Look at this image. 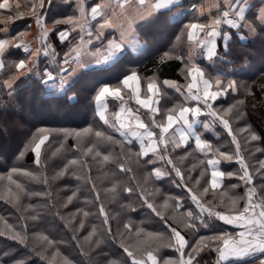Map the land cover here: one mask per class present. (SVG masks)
Listing matches in <instances>:
<instances>
[{
  "label": "snow or ice",
  "instance_id": "6c2138e0",
  "mask_svg": "<svg viewBox=\"0 0 264 264\" xmlns=\"http://www.w3.org/2000/svg\"><path fill=\"white\" fill-rule=\"evenodd\" d=\"M75 2L77 14L54 20L53 27L49 28L41 12L45 7V0H25V6L29 7L28 14L35 19L39 30L37 37L39 46L35 49L31 47V42L26 39L27 32L0 39V71L5 67L3 58L9 48L21 49L27 54L25 59H20L11 65L15 67L16 74L4 82L9 89L19 76L33 74L45 86L46 91L55 94L67 90L69 77L78 69L99 66L105 72L116 71L120 76L118 83L101 84L92 97L95 115L106 129L94 128L91 125L79 131L38 128L25 144L20 156L23 157L31 151L36 168L43 169L46 164L42 158L46 151L44 146L53 132L63 133L65 137L72 136L76 139L75 150L79 155L67 160L53 179L62 177L69 172V169H73L71 175L91 186L88 190L95 194V201L99 204L98 215L103 219L100 228L92 225L83 240L91 245L93 237L104 231L114 242L118 241L119 248L122 249L120 257L109 259L108 264H200L198 257L204 252L215 253L213 264H229L231 261H242L258 254L264 256V195H261V191H264V183L259 186L254 183L256 175L264 180V161L260 162V167L255 173L250 171L241 150L238 134H248L245 143L260 140L261 137L252 130L251 125H246L236 132L233 130L231 123L234 118L233 113H237L235 118L244 116L240 111V106L244 104L243 100L227 108L214 107L220 97L238 91L236 79L214 67L215 59L220 56V47H223L225 55L229 54L230 50L232 34L224 31V26L229 29L244 27L252 33L256 30L246 16L243 0H208L207 8L201 6L194 9L199 16L208 13V20L206 22L195 20L185 24L176 37L173 47L165 52L159 61L161 64L173 59L180 61L183 64L180 69V74L184 78L183 84L175 80L160 81L155 73L145 77L136 70H131L127 74L119 70L121 61L129 51L135 53L145 47L141 44L137 31V21L170 11L173 7H180L181 0H98L90 8L88 0H75ZM221 3L225 6L223 10L220 7ZM13 8L16 9V18L24 15L20 11L19 0H0V10L11 12ZM213 8L217 13L215 16L210 14ZM183 15L185 13L170 17L169 22ZM13 18L12 15L6 18L0 16V23L7 24ZM258 20L264 26V8L260 9ZM158 21L159 17H156L152 23ZM59 24L68 27L64 30L55 29V25ZM109 29L113 30L115 35L105 42V32ZM53 31L56 32L61 43H69L68 51L61 60L57 59L58 54L49 40V35ZM72 33L78 35L75 43L70 39ZM240 39L243 40L244 37ZM96 42H100L99 47L95 46ZM183 44L188 47L186 56L177 51ZM199 56L209 61L213 66L212 71L198 63ZM41 57L47 58V66L43 69L39 67ZM167 89L174 90L182 99L174 102L171 107L162 109L161 100L167 95ZM247 94L253 95L251 89L247 90ZM109 99L118 102L115 112L109 110ZM132 104L136 107H132ZM201 117L206 119L202 120ZM197 125H201L206 132L213 133L217 126L222 127L231 138L230 143L235 146L234 149L222 151L223 145L213 144L206 139L203 133L197 131ZM112 133L118 134L120 138L117 139ZM86 140L87 144H85ZM133 144L138 145V151L132 150ZM104 145H118L120 152L118 154L114 151L102 152L101 148ZM177 149H183L184 154L174 159L173 153ZM65 150L66 146L62 142L60 148L51 156L54 157ZM150 156V159H145ZM89 157L101 167L115 164L120 173L130 174L127 176V181H131V184L115 179L116 172H111L113 177L111 187L104 189L105 193H112L113 199L119 196L121 191L128 193L129 196H136L141 201L142 207H146L159 218L166 231H149L142 226V222L134 227V222L128 220L123 224V231L118 228L113 235L109 223L111 217L100 201V193L91 176ZM190 157L193 158V163L184 169L183 165ZM141 161L144 164L154 165L151 172L144 176L143 183L136 178L132 167L133 162L140 165ZM158 162L162 164L161 167H155ZM222 162H234L238 168L226 172L221 169ZM197 169L199 175L193 177L192 173ZM15 175H23L37 183L48 184V177L43 172H32L15 167L10 169L6 176L7 183H0V199L14 206L19 203L20 194L24 191V186L14 179ZM166 176H173L172 183L186 189L194 209L190 207L182 212L181 209L184 208L182 198L175 196L165 195L159 205L155 203V196L159 194L160 189H152L149 184H154L155 181ZM233 177L239 180L240 184L226 185L225 180ZM4 180L5 177L0 176V182ZM202 181L203 187H201ZM240 186L244 187L243 195L235 193V189ZM78 192L79 186L63 206L66 207L74 198H78ZM36 195L50 196L51 193H36ZM209 195L212 199H205ZM83 203L87 206L93 201L85 199ZM124 207L135 211L130 205ZM81 214L83 218H87L95 213L79 208L71 214V220L65 226L71 227L75 217ZM177 217L180 218L179 222ZM38 218V212L30 217L32 220ZM216 221L230 225L237 231L235 233L221 231L209 236H200L191 246L189 240L182 234L195 233L201 228L209 229ZM84 226L85 220L81 219L76 231L83 229ZM19 229L17 230L15 225L8 224L4 217H0V236L26 244L27 225H20ZM132 237L136 238L135 245L125 242V238ZM35 239L44 245V251L48 248L55 249L50 257L37 253L41 259L48 261V264H57V262L74 264L60 252L57 242L47 235L39 233ZM72 239L77 240L75 234ZM100 243H102L100 239L95 241L96 246ZM77 247H80L78 240ZM162 248L172 249L174 255L162 259L159 255ZM81 252L83 253V248ZM4 255H7V252ZM0 264L5 262L0 261ZM16 264H25V262L19 260ZM257 264H264V259H259Z\"/></svg>",
  "mask_w": 264,
  "mask_h": 264
},
{
  "label": "trees",
  "instance_id": "16d2710c",
  "mask_svg": "<svg viewBox=\"0 0 264 264\" xmlns=\"http://www.w3.org/2000/svg\"><path fill=\"white\" fill-rule=\"evenodd\" d=\"M57 5L59 6V3L54 4V8L51 9V12H57ZM187 5L188 4L185 5L184 3L178 8H174L166 13H161L159 20H161L163 17L166 19L168 17L167 15L183 10ZM48 19L53 21L49 15L46 16V22L49 21ZM190 19L191 21H189ZM195 20V16L189 14L186 15V20L182 19L177 23L168 24L163 26V29L161 30L159 25H156V23L147 25L146 27H149L148 32L153 29L156 32V30L158 28L159 29L156 34L149 33V37L146 38L145 49L141 54H126L125 58L119 65L120 72L127 74V72L131 70H136L145 77H150L155 73L160 81L168 79L179 81L181 84H183L184 78L180 74V69L183 67V64L180 61L173 59L168 60L163 64L159 63V61L160 57L173 47L174 43L176 42V37L180 34V29L184 27L183 24L185 22H192ZM66 26L67 25H65V27ZM55 29L58 30L59 28ZM262 29L259 30V33L255 38L246 40H241L239 34L232 33L230 50L229 54L227 55L224 54V50L222 51L223 47H220L219 50L221 56L224 59L230 61L227 66L234 70L231 73L227 71L223 72L230 75L233 79H236L238 91L235 94L229 93L224 99H219L216 101L214 105V107L222 109L227 108L229 105L235 104L237 101H244V104L240 106V111L244 113L245 118L244 120H240L237 126L238 128H244L246 125H251L252 130L261 137L260 140L250 141L249 143L245 144V141H243L244 143H241L240 136L238 135V139L241 144V150L248 166L250 165V171L252 172V169L254 170L253 173H255V169L251 167L252 164L259 162L260 165V162L264 161V30ZM14 31L15 30H12L10 35L16 36L17 32ZM165 33L168 34V37L165 39V41L156 44L157 39L164 36ZM57 38L56 32L53 31L50 34L49 40L55 48L59 58L68 50L69 43H61ZM76 39H78L77 36L72 34V43H75ZM177 51L180 54L186 56V44L181 45ZM26 55L27 54H23L20 49L9 48L5 52L3 58L5 67L2 71H0V176H5L6 180L9 170L15 167L19 169H26L32 172H43V174L48 177V184L45 185L44 183H37L29 177L23 175H15L14 179H17L24 186V191L20 194L22 199L19 200V203L15 206L0 199V216L4 212L5 218L10 219L11 221L18 220V223L15 222V226L17 225V230H19V226L23 225L19 215L21 211L28 209L30 210V215H36L38 212L39 218L36 220L47 222L48 226L56 231L54 236L55 241L63 243V246L57 244L58 248L62 252L66 253L65 256L72 259L73 261H76V259H81V257L83 260L97 259L108 253H113L115 257L119 258L122 249L119 248L118 241L114 242L112 237L108 236L104 231H100L99 235L94 237L95 239L99 238L102 240L101 247L96 248V250L91 249V247H86L83 245L81 246V244L80 247H77V240L80 241L82 237L87 236L88 232L90 231V225L87 224L86 220L84 228L79 230L80 232L78 235L75 234L77 240L72 239L75 233L73 228H77V224L73 223L71 227L65 226L66 223L71 220V218H67L66 221H64L63 219L65 217H63V215L68 213L70 210L68 207H63V203L61 201L58 202L56 200L54 192L55 189L59 190V186H73L75 181H66L61 177L53 179V177H55L54 174H56L62 168L61 163L54 159H50L53 157L51 156L53 148L46 149L42 156V158L46 161L43 169L36 168V165L33 163L34 155L31 151L27 152L23 157L20 156V153L24 150L25 144L38 128L80 130L91 125L94 128L106 129V126H104L95 115L92 97L95 95L96 88H98L101 84H116L118 83L120 76H118L116 71L105 72L102 71L101 68L86 71L85 73L80 74L78 78L69 84L65 92H56L55 94H51L49 91H46L45 86L39 82L38 78L19 77L13 83L12 88L7 90L4 82L16 74L15 67L11 65L20 59H25ZM42 63H45L47 66V58H40L39 67L41 69L46 67H43ZM236 68H238V70H236ZM248 89H251L253 95L247 94ZM114 104V102H110L111 111H114V109H111V106ZM172 104L173 103H171V105ZM116 106H118V103H116ZM40 114H44L43 116L46 117L34 118V116H41ZM20 115L26 116L28 119L18 120L17 116ZM53 115L57 117H53ZM76 115L81 117L76 120L74 119ZM236 116L237 113L234 112V118L231 121L234 132H236L237 126L233 124V120L237 119L235 118ZM66 117H69L70 119H64ZM15 122L16 124H14ZM215 130L219 134L218 138H215L209 133H206L205 138L210 140L213 144L223 145L221 148L222 151L234 149L235 146L230 143V139L225 135L220 127L217 126ZM3 133L6 134V140L3 137ZM112 134L116 136V134ZM117 139L119 138L117 137ZM62 142L66 146L65 153L67 154L68 159H73L79 155V153H77L75 150V141L73 137H65L63 133L53 132L49 136V140L46 142L44 147H46L48 144H52L53 147L57 145L59 146ZM127 147L128 146L126 145V148ZM131 147L133 151H138V149L133 147V145ZM258 148L261 152H258ZM101 151L105 153L108 151H114L118 154L120 152V147L118 145H104L101 148ZM9 153H11L12 158L10 157L8 162L6 159L8 160ZM182 154H184V150L176 151L173 153V158L175 159V156ZM194 155L198 156V154ZM47 159L50 161H47ZM191 163H193V158L190 157L189 160L185 161L183 168L187 169ZM148 165L144 164L143 161H141L140 165H138L140 171H142L141 176L144 177V175L151 172L153 166L151 164ZM221 166L226 172L231 170L235 171L237 169V165L235 163L222 162ZM105 168L107 172L115 171L119 177L123 176V173L119 172V169L116 168L115 164H108ZM72 170L73 169H70V172ZM185 175H187V172H185ZM198 175L199 169L192 173L193 177ZM172 179L173 176H168L165 179L155 181L154 184H149V187L155 189L157 186V188L159 187L161 189L159 195L162 201L165 195L182 198V203L184 204V208L181 209L182 212L186 211L190 207L194 209V205L191 204V201L187 196L186 189L174 185L172 183ZM203 183L204 182L202 181L201 187H203ZM238 183L239 180H237L235 177L225 180L226 185ZM254 183L259 186L260 184L264 183V180L261 179V176H259V178L255 176ZM129 184H131V181H129ZM86 186L88 188L90 187L88 185ZM189 186H191V184H189ZM238 188L241 195H243L244 187ZM46 192H50L51 195H36V193ZM261 195H264V191H261ZM66 196H68V194ZM122 199L128 201L131 208L135 209V211L129 210L125 214L123 210H119V212L118 210L113 211V207L109 205L105 206L106 211L111 217L109 223L111 225L113 235L116 234L118 228L123 231V224L128 220L134 222V227L136 224H141L142 222V226L149 231H166L165 226L159 220V218L155 217L154 214H152L151 211L146 207H142L141 201H139L136 196H129L128 193L123 192V195L120 194V199L111 204L121 205ZM205 199H212V197L209 195ZM98 205L99 204L97 203L95 211L96 216L94 219L95 222H93L97 223V227L100 228L103 218L98 215ZM17 209H19V211ZM61 217H63V219ZM169 223H171V221H169ZM215 223L218 224L217 221ZM218 225L220 226L218 228L212 225L209 229L201 228L195 233L183 232L182 234L185 235L186 239L190 241L191 246V244H194L200 236H209L213 233L224 231L223 228H226L220 223ZM133 239L134 237L130 239L125 238V241L131 243ZM25 245L29 248V250H31L30 248L33 246L30 245L29 242ZM81 248H83V253L81 252ZM32 250L33 264H45L41 262H44V260L36 255L33 248ZM36 252L38 251L36 250ZM16 254L18 253L16 252ZM159 255L163 259L174 255V253L170 248H162ZM107 258L105 257L106 260ZM198 259L200 264H213L215 253L204 252L200 257H198ZM258 260L259 259L242 260L239 262H233L231 264H257Z\"/></svg>",
  "mask_w": 264,
  "mask_h": 264
},
{
  "label": "rangeland",
  "instance_id": "374dc122",
  "mask_svg": "<svg viewBox=\"0 0 264 264\" xmlns=\"http://www.w3.org/2000/svg\"><path fill=\"white\" fill-rule=\"evenodd\" d=\"M51 1V0H50ZM93 1V0H92ZM19 2L21 3V8H20V11H22L23 13H25V11L26 10H29V7L27 8L26 6H25V0H19ZM26 9V10H25ZM12 10H14L15 12H16V9H12ZM25 10V11H24ZM4 10H0V12H3ZM41 12L42 13H44V14H46V16L47 15H49V16H51V8H49L48 9V11L46 10L45 11V8L44 9H42L41 10ZM53 12V11H52ZM56 12V11H55ZM166 13V12H165ZM13 14V13H12ZM11 14V15H12ZM0 16H3L4 18H6L7 16H5L4 15V13H1L0 14ZM14 18L10 21V22H8V23H11V24H8L7 26H9V27H13V24L15 23V21H16V18H15V16H13ZM50 19V18H49ZM48 19V20H49ZM55 20H57V19H55ZM48 26H49V28H52L53 27V21H48V24H47ZM55 28H59L58 30H64L65 28H67V26L65 27V25H63V24H59V25H55ZM52 33V32H51ZM50 33V34H51ZM58 37V36H57ZM168 37V34H166L165 33V35L164 36H162V37H159V39H157V42H156V44L158 43H162V42H164L165 41V39ZM58 40H59V38H57ZM71 39H72V37H71ZM100 44V42H97V46ZM68 51V50H67ZM143 52V51H142ZM142 52H140V53H138V54H141ZM132 55V54H131ZM62 56L63 55H61L59 58H58V56H57V58H58V60H61L62 59ZM42 65H43V67L44 66H46L45 65V63L43 64L42 63ZM239 68H241V67H239ZM236 70H238V68H236ZM78 72V71H77ZM76 72V73H77ZM76 73L74 74V75H72V76H70L69 77V82L76 76ZM83 73H85V72H83ZM80 75V74H79ZM78 75V76H79ZM32 78H37L35 75H33L32 76ZM76 78H78V77H76ZM72 83V82H71ZM71 83H69V84H71ZM68 84V85H69ZM7 90H9L8 88H7ZM229 93H231V92H229ZM236 93V92H235ZM234 93V94H235ZM227 96V95H226ZM226 96H224V98L226 97ZM223 98V99H224ZM94 105V104H93ZM132 107H134V106H132ZM94 111H95V106H94ZM41 116H34V118H45L46 116H43L44 114H40ZM78 115V114H77ZM75 116L74 117V119H76V120H78L81 116ZM53 117H57V116H54L53 115ZM98 118V117H97ZM244 118H245V116H243L242 118H237V119H235V120H233V124L235 125V126H237V124H238V122L240 121V120H244ZM17 119L18 120H26V119H28L26 116H17ZM62 119V118H61ZM64 119H70L69 117H66V118H64ZM99 119V118H98ZM146 119V118H145ZM100 121V120H99ZM101 123H102V121H100ZM14 124H16V122L14 123ZM103 124V123H102ZM105 126V125H104ZM12 129V128H11ZM238 129H241V128H238V126L236 127V131L238 130ZM13 131H14V129H13ZM77 131H79L78 129H77ZM114 134H116V133H114ZM239 136H240V140H241V143H244L243 141H245L246 139V137H247V133H243V134H238ZM116 136L118 137V138H120L119 136H118V134H116ZM3 137L5 138V140H6V134L5 133H3ZM74 139V138H73ZM88 139H91V138H88ZM74 141H75V144H74V146H75V148H76V144H77V141H76V139H74ZM87 140L85 141V144H87ZM246 144V143H245ZM133 147H135L136 149H137V146L135 145V144H133ZM49 148H53V150H52V153L53 152H55L56 151V149H58V148H60V145L58 146H52V144H48L46 147H45V149H49ZM66 152V150L65 151H63V152H61V153H59V154H57L56 156H54V157H51L50 159H54V160H56L57 162H59V163H61V165H62V168H63V166H64V164L67 162V160H70V159H68V157H67V154L65 153ZM258 152H261L260 150H259V148H258ZM12 153V152H11ZM11 153H9L8 154V160L6 159V161H8L9 162V160H10V157L12 158V155H11ZM51 153V154H52ZM88 160H89V165L91 166V172H92V174H91V176L93 177V179L95 180V182H96V187H97V190L99 191V193H100V201L101 202H103V204H104V206H111V207H113V211H117L118 210V212H119V210H123V212L126 214L127 213V211H129L130 210V208H128V207H124L125 205H129L130 203L128 202V201H125V200H123L122 199V203H121V205H112L111 203H114V202H116V200H118V199H120V194H122L123 195V191H121L120 192V194H119V196H117L115 199H113V194L112 193H105V191H104V189H106V188H109V187H111V183H112V179H113V177L111 176V172L109 173V172H107V170H106V166H104V167H101V165L99 164V163H97V162H94V161H92L91 160V158L89 157L88 158ZM133 160H134V158H133ZM47 161H50V160H48L47 159ZM177 164H179V161L177 162ZM148 165V164H147ZM152 165V164H151ZM149 166V165H148ZM153 166V165H152ZM161 166H162V164H161ZM132 167H133V172H134V174H135V176H136V178L141 182V183H143V179H144V177L143 176H141V174H142V171H140V168H139V166L138 165H136L134 162L132 163ZM154 167V166H153ZM152 167V168H153ZM249 167H250V165H249ZM251 167H253L254 169H255V172H256V170L260 167V165H259V162L258 163H253L252 164V166ZM152 170V169H151ZM73 171V170H72ZM71 171V172H72ZM254 170L252 169V172H253ZM71 172H70V169H69V172L67 173V174H65L64 176H62L61 178H63L64 180H66V181H68V180H71L72 182L73 181H75V183H74V185L73 186H64V187H60L59 186V190H56L55 189V196H56V200L59 202V201H61L62 203H63V205L67 202V198L69 197V196H72V194H73V192L74 191H76V189H77V187L79 186V192H78V198H74L73 199V201L71 202V203H68L67 204V206L66 207H68V209L70 210L68 213H66V214H64L63 215V217H65L63 220L64 221H66V219L67 218H71V214L72 213H75L76 211H77V209H79V208H83V209H85L86 211H89L90 213H95V211H96V204H97V202L95 201V194L94 193H92V192H90L88 189L91 187L90 185H88V184H85V183H83L82 181H79V180H77L73 175H71ZM105 173H107V175H105ZM144 174V173H143ZM128 175H130V174H124L123 173V176H121V177H119L118 175H116V177H115V179H118V180H122V181H127V176ZM54 176H56V174H54ZM145 176V175H144ZM3 177H5V176H3ZM172 177V176H171ZM256 177H258L259 178V175H256ZM60 178V177H59ZM3 183H7V181L6 180H4L3 181ZM128 183H129V181H128ZM132 183V182H131ZM151 184V183H150ZM167 184H169V183H167ZM86 185H88V186H90L89 188L86 186ZM156 188H157V186H156ZM159 188V187H158ZM58 189V188H57ZM160 189V188H159ZM161 190V189H160ZM68 192V193H67ZM68 194V196H66ZM22 199V196H20V200ZM85 199H89V200H92L93 201V203H91V204H88L87 206L83 203L84 202V200ZM150 199H152V198H150ZM162 202V200H161V197H160V195L159 194H157L156 196H155V203L156 204H160ZM12 204V203H11ZM99 206V205H98ZM64 207V206H63ZM99 208V207H98ZM18 211H19V209H17ZM3 212V211H2ZM20 215V217H21V220H22V222H23V225L24 224H26L27 225V241H26V244L29 242V244L30 245H33L32 246V248L35 250V253H36V255H37V253H42L43 255H46V256H51L52 255V253H53V251L55 250V249H53V248H48L47 249V251H44V245L39 241V240H37V239H35V237H36V235L37 234H39V233H43L44 235H47L51 240H53V241H55V239H54V236H55V234H56V231H54L51 227H49L48 226V223L47 222H41V221H39V220H32V219H30V217H32V216H34V214L33 215H30V210H28V209H26V210H23V211H21V213L19 214ZM116 215V214H115ZM117 215H118V213H117ZM95 216H96V214H93V215H89L87 218H83L82 217V214L81 215H77L76 217H75V220L72 222V224L74 223V224H77V227H78V225H79V223H80V220L81 219H84V220H86L87 221V224H89L90 225V227H89V229L91 230V226L92 225H96L97 223H94L95 221H94V219H95ZM0 217H4L5 218V215H4V212L2 213V215L0 216ZM6 220H7V223L8 224H12V225H15L16 223L15 222H17L18 223V220H16V221H14V220H10V219H7V218H5ZM94 221V222H93ZM177 221L179 222L180 221V218L179 217H177ZM218 222V221H217ZM220 222H218V224H219ZM218 224H216V223H214L213 224V226L214 227H216V228H218V227H220ZM221 224V223H220ZM17 226V225H16ZM97 226V225H96ZM222 227V226H221ZM34 229V230H33ZM20 230V229H19ZM73 230H74V234H77L78 235V233L80 232V231H76V228H73ZM223 230L224 231H226V228L224 229L223 228ZM228 230V229H227ZM85 236H83L82 237V239L80 240V244H81V246L83 245V246H86V247H91V249H95L96 250V248H99V247H101V243L99 244V246H96L95 245V241L97 240V239H99V238H94L93 237V243L91 244V245H89V244H87V243H85L84 242V240H83V238H84ZM186 238V237H185ZM79 241V240H78ZM126 242V241H125ZM190 242V241H189ZM126 243H128V242H126ZM57 244H60V245H62L63 246V243L62 242H57ZM129 244H133V245H135L136 244V238L134 237V239L131 241V243L129 242ZM58 247V246H57ZM32 248H30L31 250H29V248L25 245V244H20V243H17L16 241H14V240H11V239H8L6 236H0V261H4L5 262V264H16V262L17 261H19V260H22V261H24L25 262V264H33V259H32V255H33V253H32ZM36 250L38 251V252H36ZM60 250V249H59ZM172 250V249H171ZM187 251V250H186ZM5 252H7V255H4V253ZM16 252L18 253V254H16ZM60 252L65 256L66 255V253H64V252H62L61 250H60ZM38 257H40V255H38ZM105 257L107 258V260L105 259ZM84 258V257H83ZM70 259V258H69ZM85 259V258H84ZM109 259H117V257H115L114 256V254L112 253V254H105L104 256H102V257H99V258H97V259H85V260H83L82 259V257H81V259H76V261H73L72 259V261L74 262V264H108V260ZM107 261V262H106ZM214 261H215V259H214ZM42 263H45V264H48V261H46V260H44V262L43 261H41ZM41 262H39V263H41ZM57 264H59V262H57Z\"/></svg>",
  "mask_w": 264,
  "mask_h": 264
},
{
  "label": "crops",
  "instance_id": "0c3cea01",
  "mask_svg": "<svg viewBox=\"0 0 264 264\" xmlns=\"http://www.w3.org/2000/svg\"><path fill=\"white\" fill-rule=\"evenodd\" d=\"M96 2H98V0H93V1L92 0H88V7L90 8ZM56 3H59V6L57 5V7H58L57 12H53V13L51 12L52 14H51V16H49V17H51V19H53V21L55 19H63L65 17H67V16H70V15L72 16V15H76L77 14V12H76L77 5H76L75 0H51V1L50 0H45V7H44L45 11L46 10L48 11L49 8H51V9L54 8V4H56ZM184 3H185V5L186 4H188V5L185 6V8L183 10H180V11H178L176 13H172L170 15H167L168 17L166 19H165V17H163V18H161V20H159L156 23V25H159L160 30L163 29L162 28L163 26H166L168 24L177 23L178 21H181L182 19L186 20V15H189V14L195 16L196 20H199L200 22H206L208 20V15H209L208 13H206L204 16H199L198 13L194 10V9L199 8L201 6H204L205 8H207L208 7V0H181V6ZM243 4L245 5V8H246V16H247L248 20L253 24V26L256 29L255 32L254 33L249 32L248 29L244 28V27L239 28V29H237V28L229 29L227 26H224V31H229L230 34L237 33V34H239L240 37H244L243 40L253 39V38H255L258 35L259 30L264 28V26H262L260 21L258 20L259 11H260L261 8H264V0H243ZM220 7L223 10L225 6L223 5V3H221ZM174 8H178V7H173L172 9H174ZM1 13H4L5 16L11 15L13 13L12 16H15V18H16V12L14 10H11V12H9L8 10H4L3 12H0V14ZM28 13H29V10H26L23 16H21L19 18H16V21L13 24L12 28L7 26L8 24H11V23H7V24L0 23V39L14 37V35H10L12 30H15L17 32V34H19L21 32H27L28 35L26 36V39L31 42V47L33 49L37 48L39 46L38 42H37V37H38L39 30H38V28L36 26L35 19ZM179 13H185V15L180 16L179 19H177V20H175L173 22H169V18L170 17L177 16ZM42 14L45 16V20H46V14H44V13H42ZM160 14L161 13H157L156 16H154V17H147L145 20L137 21V31L139 33L142 45H146V38L149 37V33L156 34V32L158 31L159 28L156 30V32H155L154 29L150 30V32H148L149 31L148 30L149 27H146V26L151 24L152 21L156 19V17H159V19H160ZM210 14L212 16H215L217 14L216 13V9L215 8L211 9V13ZM53 15H55V16H53ZM189 21H191V19ZM187 23H189V22H185L183 24V26L185 24H187ZM46 24H48V22H46ZM67 27H68V25H67ZM180 32H181V29H180ZM72 34L73 35L75 34L77 36V38H78L77 33H72ZM113 35H115L113 30H111V29L106 30V32H105V42H106V40L108 38H111V36H113ZM49 37H50V35H49ZM95 46L99 47V45L97 46V42H96ZM144 49H145V47L142 50H140L139 52H135L134 53V52L129 51L128 53L132 54V55H138V53L144 51ZM222 51H223V49H222ZM21 52L23 54H26L22 50H21ZM187 53H188V47L186 45V55H187ZM63 56H64V54H63ZM63 56H62V58H63ZM198 63H200L202 66L207 67L209 71L213 70V66L209 63V61L204 59L203 56H199L198 57ZM229 63H230V61L227 60V59H224L221 56V54H220V56L217 57L215 59V61H214V67L216 69L221 70V71H227V72L231 73L234 70L230 69L227 66ZM99 68H101V67L94 66V67L86 68V69H78L77 70L78 72L76 73V76L69 83L73 82L76 79V77H78L79 74H82L83 72H86V71L96 70V69H99ZM32 76H33V74H29V75H26V76L25 75H21L19 77H32ZM164 80H168V79H164ZM166 91H167V95L161 100V108L162 109L167 108V107H171L172 106L171 103L180 101L182 99L179 96V94L176 93L174 90L167 89ZM231 93L234 94L233 92H231ZM223 98H224V96L220 97L219 99H223ZM110 102H114L115 103L113 106H111V109H114V111L110 110ZM116 103H118V102L117 101H113L111 99L108 100V106H109V110L111 112H115L117 110L118 106H116ZM132 106L136 107L134 104H132ZM201 119L204 120V119H206V117H201ZM196 129H197V131L203 133L204 137H205L206 133H209V134L213 135L215 138L219 137V134L217 133L216 130H215V133L206 132L201 125H197ZM220 129L227 136V133L223 130V128L220 127ZM228 138L231 139L230 137H228ZM136 146H137V149L139 150L138 145H136ZM180 150H183V149H177V151H180ZM177 156H179V155H177ZM146 158L150 159L151 156L150 157H146ZM155 167H161V163H159V162L156 163ZM237 168H238V165H237ZM221 169L223 170L222 166H221ZM231 171H233V170H231ZM167 177L168 176L164 177L163 179H165ZM238 184H240V181H239ZM240 187L242 188L243 186H240ZM238 189L239 188L235 189V193L241 195V193L239 192ZM222 225H224V224H222ZM224 226L228 229L227 230L228 232L235 233L237 231L236 229H234L230 225H224ZM253 259H264V256H261V255L258 254L257 256L247 257L244 260H253ZM233 262H239V261H231V262H229V264H231Z\"/></svg>",
  "mask_w": 264,
  "mask_h": 264
}]
</instances>
